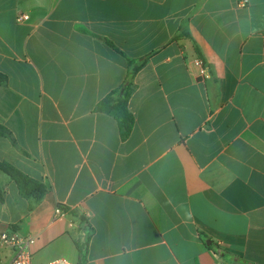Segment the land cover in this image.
<instances>
[{"label":"crops","instance_id":"0c3cea01","mask_svg":"<svg viewBox=\"0 0 264 264\" xmlns=\"http://www.w3.org/2000/svg\"><path fill=\"white\" fill-rule=\"evenodd\" d=\"M129 60L124 138L98 105ZM0 75V163L45 190L0 169V229L34 263L264 264V0H0Z\"/></svg>","mask_w":264,"mask_h":264},{"label":"trees","instance_id":"16d2710c","mask_svg":"<svg viewBox=\"0 0 264 264\" xmlns=\"http://www.w3.org/2000/svg\"><path fill=\"white\" fill-rule=\"evenodd\" d=\"M182 36V35H181ZM180 36V37H181ZM201 60L203 61V57L199 51L198 48H196ZM204 62V61H203ZM146 63V60L141 62H136L134 60H129L128 64L130 67V71L128 74V82L126 86L124 87V90L122 92L121 97L115 98L114 94L112 93L105 99H103L99 105L98 110L101 112H106L111 115H113L120 127L122 136L124 138L128 137L130 132L132 131L134 127V116L129 111L128 108V100L132 94L133 90V78L136 72L144 66ZM6 81V77L4 75H0V84L4 83ZM9 131L5 128L0 126V136H8ZM0 169L6 171L12 179L16 181V183L19 186L20 194L24 197H37L40 198L45 190L44 188L37 183L36 181L31 180L28 176L23 174L21 171L13 167L12 165L6 164V163H0ZM1 197V194H0Z\"/></svg>","mask_w":264,"mask_h":264},{"label":"built area","instance_id":"2783aa9c","mask_svg":"<svg viewBox=\"0 0 264 264\" xmlns=\"http://www.w3.org/2000/svg\"><path fill=\"white\" fill-rule=\"evenodd\" d=\"M201 65V61H198ZM202 79L207 77V71H203L201 74ZM55 213L58 216H64L65 211L61 208H57ZM88 217L90 215L88 214ZM30 239L20 235L18 231L11 227H4L0 229V244L3 247L12 249L14 251V257L8 264H36L33 262V257L30 252ZM40 264H71L66 258H58L50 262Z\"/></svg>","mask_w":264,"mask_h":264}]
</instances>
